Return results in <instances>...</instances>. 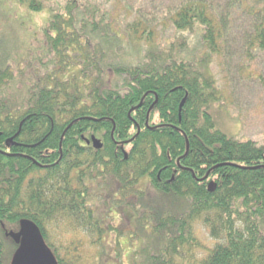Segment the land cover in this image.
<instances>
[{"label":"trees","instance_id":"trees-1","mask_svg":"<svg viewBox=\"0 0 264 264\" xmlns=\"http://www.w3.org/2000/svg\"><path fill=\"white\" fill-rule=\"evenodd\" d=\"M17 1L48 10L42 42L51 68L18 105L3 91L12 75L0 68V264L17 248L6 232L22 220L38 226L57 264H75L76 245L63 253L49 227L83 228L100 244L105 228L93 215V192L102 198L96 190L106 188L116 201L139 205L133 196L144 194L135 188L143 176L147 197L187 206L165 213L139 206L133 219H153L146 238L159 246L142 242L116 264H264V145L227 135L210 112L219 99L210 63L225 46L226 13L209 0H180L169 16L126 0L110 8L98 0ZM225 3L247 11L245 48L264 51V0ZM92 135L100 149L86 142ZM196 223L214 245L201 242Z\"/></svg>","mask_w":264,"mask_h":264},{"label":"rangeland","instance_id":"rangeland-1","mask_svg":"<svg viewBox=\"0 0 264 264\" xmlns=\"http://www.w3.org/2000/svg\"><path fill=\"white\" fill-rule=\"evenodd\" d=\"M98 1L101 6L110 8L116 0ZM126 1L135 7L163 16H169L180 2V0ZM118 2L117 0V5ZM209 3L218 11H224L227 18L224 32L225 46L221 47L220 56L213 57L210 63V71L216 82L219 97L212 103L210 112L216 126L227 135L238 140L251 139L263 146L264 51L245 48V36L250 24L247 11L242 8L243 5L241 7L239 3H235L226 8L225 0H209ZM48 15L46 8L36 12L26 8L17 0H0V68L6 69L12 75V79L6 82L3 89L9 103L12 98V101L16 100L15 105H18L29 86L34 84L44 71L51 68V63L46 62L44 57L42 42ZM158 32L169 35L172 29L158 27ZM147 182V177L143 176L135 184L136 190L144 193L142 197L133 196L139 198V205L136 203L138 200L130 205L123 204L121 201H116V192L106 188L100 191L96 188V191L102 194V198L96 197L93 192L90 203L93 215L105 228L100 235L102 240L100 244L96 243L95 232L85 231L83 228L72 230L67 226L64 227L60 222L49 227L50 242L60 246L63 253L68 246L72 247L75 244L74 251L70 250L73 255L77 254L78 259L75 264H116L117 261L127 263L130 253L140 251L142 242L151 241L146 238L145 232L152 225L153 219L151 218L150 224H144L140 220L136 222L137 220L133 219L141 216L139 206L145 205L144 208L160 210L161 213L179 212L187 206V203L184 206L183 202L168 195L147 197L145 193L148 189ZM106 214L108 218L105 219ZM106 226L110 228L116 226L117 229L109 230L110 228ZM194 229L206 247L214 245L215 240L209 236L205 226L196 223ZM8 232L9 230L6 233ZM151 242L152 246H159L157 242ZM6 246L10 250L9 239L6 240ZM101 247H104L108 254L100 256ZM197 253L202 254L203 251Z\"/></svg>","mask_w":264,"mask_h":264},{"label":"water","instance_id":"water-1","mask_svg":"<svg viewBox=\"0 0 264 264\" xmlns=\"http://www.w3.org/2000/svg\"><path fill=\"white\" fill-rule=\"evenodd\" d=\"M185 98L186 96L182 99L180 107ZM13 137L6 139L7 147L14 144ZM86 142H91L95 149L102 147L101 140L93 135L90 136V140L86 139ZM213 189L214 184L209 182L208 190L212 191ZM7 235L17 244L9 264H57L52 251L45 243L38 226L34 222L22 220L18 231H9Z\"/></svg>","mask_w":264,"mask_h":264}]
</instances>
